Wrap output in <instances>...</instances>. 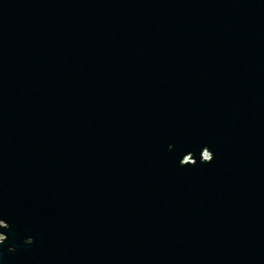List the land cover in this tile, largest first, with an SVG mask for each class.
Wrapping results in <instances>:
<instances>
[{"label":"water","instance_id":"obj_1","mask_svg":"<svg viewBox=\"0 0 264 264\" xmlns=\"http://www.w3.org/2000/svg\"><path fill=\"white\" fill-rule=\"evenodd\" d=\"M0 264H264V0H0Z\"/></svg>","mask_w":264,"mask_h":264}]
</instances>
